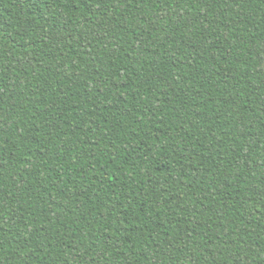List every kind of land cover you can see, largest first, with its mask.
<instances>
[{
  "label": "trees",
  "instance_id": "obj_1",
  "mask_svg": "<svg viewBox=\"0 0 264 264\" xmlns=\"http://www.w3.org/2000/svg\"><path fill=\"white\" fill-rule=\"evenodd\" d=\"M0 264H264V0H0Z\"/></svg>",
  "mask_w": 264,
  "mask_h": 264
}]
</instances>
